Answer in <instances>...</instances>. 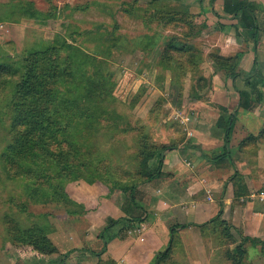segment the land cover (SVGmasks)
Masks as SVG:
<instances>
[{
	"label": "rangeland",
	"instance_id": "rangeland-1",
	"mask_svg": "<svg viewBox=\"0 0 264 264\" xmlns=\"http://www.w3.org/2000/svg\"><path fill=\"white\" fill-rule=\"evenodd\" d=\"M150 1L0 0V14H2L0 15V61L7 60L9 57L11 65L16 66L15 61H18L17 58L22 50L38 48L43 41H50L59 33L67 38L68 43L80 47L84 53L95 55L99 60L98 63L94 62V65H90V62L84 59L82 63L85 66L74 67L72 75H69L72 72L68 71L70 70L68 66L66 80L73 82L71 84L74 86L68 88L70 91L68 90L60 97L64 105L62 106L63 115H68L69 119L75 118L78 108L85 105L79 98L82 88L78 82L81 81L75 77L80 78L81 72L85 71L90 75V79L92 78L90 82L86 80V86L92 88L93 80L97 81L99 77L96 68L103 72V79L106 80L105 87L110 88V94L104 97L106 107L113 109V112H107V115L104 112L94 116L92 122L97 123L95 122L92 126L90 124L82 130H76L80 137L79 143L85 145L83 148L79 147L81 151L79 160H86L84 164L88 167L79 168L77 171L69 170L62 174V179L57 182L42 176L37 178V172L34 171L29 176L30 181L23 177H9L8 172L16 171L11 169L10 162L16 161L22 166V162L13 159L16 153L14 150L17 149L15 144L17 135L12 130L11 115H9L11 104H13L10 100V86L14 85L16 79L14 77L17 76L6 77L5 81L0 82L4 83L0 87V264H11L17 253L11 242L12 234L7 231L11 220L22 228L38 223L53 230L56 224H60V220L64 221L67 218L80 220L81 216L70 215L67 213L68 210H94L93 208H97L101 202L94 199L96 193L107 195L117 190L104 181L105 175L109 174L113 167L120 168L118 170L121 171L119 175L114 176L117 180L126 181L127 175L123 174L124 169L132 174H130L131 180H135L141 153L146 150L143 149L146 147H139L137 144L139 137L136 132H140L137 130L139 126H142V129L150 135V144L151 142L178 145L186 143L188 147H196L192 145L191 135L189 139L186 138L187 134L182 136V133L187 131V125L193 127L197 122L198 125L209 126L211 119L219 114L218 105H221L219 102L224 97L231 101L232 106L237 104L234 80L227 78L224 71L217 69L210 57L212 53L229 55L237 49H246L242 34L238 41L233 37L234 28L230 24L235 23V20L219 18L221 9L216 4L211 9L210 0ZM248 1L252 3L254 0ZM51 5L56 7L53 11L54 17L43 24L18 14V9L22 6H32L34 9L46 12ZM8 6L9 11L3 13V9ZM155 11H160L162 14L169 13L167 19L173 15V12L183 11L200 25V34L191 41L196 52V56L192 59L198 64L197 71L199 73L202 71V74L206 76V82L198 81L194 72L179 74L176 70L177 77H175L171 68L167 69L164 64V67L157 64L166 39L173 34H180L183 28L174 27L171 24L163 27L154 16ZM218 22L228 27L222 30L217 29L215 23ZM220 34H223L226 39H220ZM144 35L148 37L144 39ZM230 35L231 38H229ZM140 39L145 40L144 45L140 43L141 48L138 45ZM259 45L264 49V42H261V39ZM73 52L79 53L77 48L69 51L66 45L61 50L60 56L67 57L71 54L72 57ZM252 52L247 50L242 56L239 63L240 69L247 71L252 66L254 62ZM1 53H3L2 57ZM4 54L10 56L7 57ZM256 60L263 63L262 66H258L257 71L264 76V54L260 56L257 54ZM178 81L183 84L181 93L177 89ZM241 82H237V85L241 86ZM61 86L60 91H64L63 85ZM95 90L98 92L96 88ZM33 97L35 107L42 104L43 97L39 92ZM49 99L52 102L57 101ZM155 101L159 107L149 113ZM58 104L57 108H61ZM259 106L264 115V104ZM237 109L238 107L230 108L231 111H235V118ZM57 112L60 113L59 110ZM21 114L25 118L23 115L27 113L23 111ZM195 115L196 122L193 118ZM180 124L183 128L179 126ZM77 126L75 124L72 128H78ZM18 129H27V124L23 123L18 126ZM66 131V129L63 130L65 133ZM23 137H28V134L24 133ZM235 140L237 141L236 138ZM255 145L264 147V141L256 142L254 147ZM232 147L237 146L234 144ZM10 153L11 156L8 155ZM257 154V164L264 167V148ZM8 159L11 160L7 161ZM157 160L158 156H155L147 163L152 167L157 165ZM253 169L256 171V178H260L261 181L264 176L263 168H259V171L257 168ZM128 181L129 179L127 183ZM260 181L255 182L253 188L264 189ZM72 202L76 203L75 208ZM211 233L212 246H205L204 249L207 250V255L205 253L207 263H202L201 259L196 260L195 264H230L226 250L230 248L234 252V245L223 246L216 238L217 234ZM75 234L80 235V232ZM89 238L86 236V241L92 243V238ZM70 247L67 242L64 251ZM245 248L247 251L244 252L243 264H264V255L259 250L251 249L249 243ZM180 251L181 249L177 250V255H174L175 264H192L181 255ZM198 252L201 255L202 249Z\"/></svg>",
	"mask_w": 264,
	"mask_h": 264
},
{
	"label": "trees",
	"instance_id": "trees-1",
	"mask_svg": "<svg viewBox=\"0 0 264 264\" xmlns=\"http://www.w3.org/2000/svg\"><path fill=\"white\" fill-rule=\"evenodd\" d=\"M154 1L156 0H151L150 2ZM210 3L211 9L214 8V4L220 7L222 13L218 15L219 18L235 20V23H231L230 26L234 28L237 37L241 34L244 36V43L247 46L245 47L246 49H238L229 55L212 53L210 54L212 62L217 69L225 72L227 78L234 80L237 94L236 107L254 111L264 101V76L260 75L257 71L258 66H261V64L256 60L257 46L260 44V37L264 32L263 8L254 1L251 3L248 0H210ZM54 6L51 5L46 12L34 9L32 6H22V8L18 9V14L24 18L34 19L38 23L43 24L54 17L53 11L56 8ZM3 10V13L9 11V6L5 7ZM154 13H156L154 14L156 20L163 27L171 24L174 27L183 28V31L180 30V34H173L166 39V43L161 50L160 59L157 61V64L162 67L165 66L167 69L171 68L175 77H177L175 73L176 70L179 74L194 72L198 81L206 82V76L202 74V71L201 73L197 71L199 68L198 64L192 59V57L196 56V52L191 41L200 34V25L196 24L195 21L183 11L173 12V15L168 19L169 13L162 14L160 11H155ZM215 24H217L215 27L221 30L226 26L228 27V25L225 26L220 22ZM147 37V35H144V39ZM66 39L65 36L58 33L54 35L52 40L43 41V44L38 48H25L19 54L17 58L18 61H15L16 66L12 64L14 70L11 69V60H9L10 58L8 57L10 55L4 54L8 59L0 61V82L5 81L6 77L17 76L14 77L16 78L14 85L11 84L10 86V100L13 104H11L12 108L9 115H11L12 130L17 135V141L15 142L17 149L14 150L16 153L13 159L22 162V166L16 163V161L10 162L9 166L12 170L16 171L8 172L9 175H7L9 177H23L29 180L31 179L29 176H31V173H33L32 171H34L37 172V178L42 176L43 178L52 179L57 182L62 179V174L67 173L69 170L77 171L79 168L88 167L87 164H84L86 160H82L83 162L79 160L81 153L80 148L85 147V145L84 143H79L78 139L80 137L77 135V131L82 130L84 127L86 128L90 124V126L95 124L96 121L92 122L94 116L104 112H106L107 115V112L113 110L112 108L108 109V107H106L104 99L105 96L110 94V88L105 87L106 80L105 78L103 79V72L100 71L99 68H96L99 77L97 81L93 80L92 84L94 87L92 88L86 86L87 81H92V78L90 79V75L85 73V71L81 72L80 78H77L78 76L75 77L77 80L81 81L78 82L81 84L79 86L82 88L79 98H81V101H83L85 105L78 108L75 118L69 119L68 115H63L64 110L62 106L64 105L60 97L69 90L68 88L74 86L71 84L73 82L70 83L66 80L68 66H70V70L68 71L72 72L69 75H72L74 67L85 66L82 63L84 59H87L88 61L86 62H90V65L94 62H99L95 55L82 52L80 47L71 45ZM144 39H140L138 42L139 46L140 43L143 45L145 44ZM66 45L69 51L77 48L79 53L73 52L72 57L71 54L67 57L63 55L60 56L61 50ZM247 50L254 52V62L249 70L244 71L239 68V63ZM2 54L3 53H1V57L3 56ZM91 59L92 61H90ZM162 60L164 62H162ZM237 82H241L242 85L238 86ZM3 84L4 83H0V87ZM61 85H63L64 91H60ZM95 88L98 92H96ZM182 88L183 84L179 82L177 88L178 92L181 93ZM37 92L43 97L42 106L39 104V106L35 107L33 96ZM71 92L73 93V91ZM49 98L56 99L57 101L52 102ZM57 104L61 108H57ZM158 107L159 105L155 101L148 112H154ZM218 107L220 112L216 117H213L211 121L209 120V126L198 125L195 120L194 122L196 123L194 127L222 141L223 152L215 156V159L220 161L224 158H229L231 155L229 147H231L230 136L234 126L235 111H231L230 108L224 105H218ZM57 110H59L60 113L57 112ZM23 111L27 113L23 115L25 118H23L21 114ZM23 123L27 124V129H18V126ZM75 124L78 125V128H72ZM179 126L183 128L182 124ZM142 128V126L137 128V130L140 131L136 132V135L138 134L139 137L137 144L139 147H146L143 148L146 150H144L145 152L142 150L143 153H141L138 172L135 173V180H131L132 174L127 169L123 170V174L127 175L126 181L117 180L115 177L121 172L118 170L120 168L117 167L111 168L112 170L109 171V174L104 177V181L107 184L117 188V190L128 197L129 202L134 205L136 211L141 209V206L136 203L135 197L139 186L145 182L160 178L163 153L178 146L176 143L158 144L151 142L150 144L151 137L148 132L144 131ZM65 129L67 130L66 133L63 132ZM24 133H27L28 137L24 138ZM182 134V136H185V132ZM259 141H264V122L257 134L247 133L239 141L237 147L247 148L249 152L255 153L258 147H256V145L254 147V144ZM8 155L11 156L12 154L10 153ZM155 156H158L157 165L150 167L147 162ZM9 160L11 159L7 161ZM127 179H129L128 183ZM231 182L235 198L248 194L249 189L244 181L243 175L240 174L239 171H234L231 174ZM72 204H74L73 207L75 208L76 203L72 202ZM68 211L67 213H70V215L77 214L78 216L86 212L82 210L78 211L77 209ZM211 222L212 232L217 234V238L223 246L227 245L228 247V244L234 243V240L229 236V224L221 217V211ZM50 230L51 229L41 226L38 223H33L30 226L22 228L11 220L10 226L7 227V231L12 234L11 242L17 252V258L21 261L22 258L26 257L63 261L71 252L76 250L74 248H68L63 252H59L48 236ZM248 243H251L253 246H258L260 253L264 255V239L246 236L234 246V252H232L230 248L226 250L227 258L231 262L230 264H243L245 257L244 252L247 251L245 246H247ZM105 246L104 234L103 231H101L92 239V243L89 241L84 242L83 249L87 250L90 254L97 255L105 250ZM179 249L180 247L177 246V237L172 238L167 248L156 257L155 264H175L174 255H177V250ZM21 261H19L20 264H22Z\"/></svg>",
	"mask_w": 264,
	"mask_h": 264
},
{
	"label": "crops",
	"instance_id": "crops-1",
	"mask_svg": "<svg viewBox=\"0 0 264 264\" xmlns=\"http://www.w3.org/2000/svg\"><path fill=\"white\" fill-rule=\"evenodd\" d=\"M254 2L264 9V0ZM233 37L238 41L235 31ZM220 39L226 38L220 34ZM260 39L264 42V32ZM257 54H264L260 45ZM219 104L236 107L227 97ZM259 107L254 111L237 109L229 158L217 161L215 156L223 152L222 141L187 125L186 138L191 135L192 145L196 147L183 143L163 153L160 178L141 184L135 194L136 203L142 210L136 211L128 197L119 190L107 195L96 193L94 199L101 201L97 208L79 216V221L72 218L60 220V224L48 232L59 252L64 251L67 242L70 248L76 249L66 259L53 261L26 257L21 261L15 253L11 264H20L19 261L22 264H155L158 254L174 237H177L181 255L192 264L201 259L202 263H207V250L204 249L212 246L211 220L220 211L221 217L229 224V236L234 240L228 247L235 246L246 236L264 239V189L253 188L254 183L260 181L253 168L264 169L257 164V153L264 147H258L254 155L247 148L232 147L237 146L247 133L257 134L264 122ZM196 117H193L194 121ZM234 171H239L247 184L249 192L245 196L235 198L233 195L231 174ZM260 182L264 185V176ZM101 231L105 250L97 255L90 254L83 249L86 236L94 239ZM249 247L259 250L251 243ZM201 249L202 256L198 252Z\"/></svg>",
	"mask_w": 264,
	"mask_h": 264
}]
</instances>
